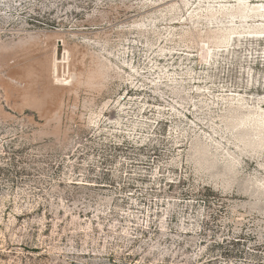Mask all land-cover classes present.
<instances>
[{"label":"rangeland","instance_id":"rangeland-1","mask_svg":"<svg viewBox=\"0 0 264 264\" xmlns=\"http://www.w3.org/2000/svg\"><path fill=\"white\" fill-rule=\"evenodd\" d=\"M214 1L0 0V264H264V151L221 118L264 110V34L203 60ZM53 45L74 79L40 111L10 77Z\"/></svg>","mask_w":264,"mask_h":264},{"label":"bare ground","instance_id":"bare-ground-1","mask_svg":"<svg viewBox=\"0 0 264 264\" xmlns=\"http://www.w3.org/2000/svg\"><path fill=\"white\" fill-rule=\"evenodd\" d=\"M215 1L217 2V0H215ZM222 1H225V0H222ZM216 2H215V4H216ZM233 2H235V4L231 5V6H227L226 4L225 5L221 4L219 6L210 5V6L203 8L204 9V15L206 16V14H207L209 23H211V24L216 23L218 25V28H216V30H214L212 34H207L205 36L202 35L201 29L197 30V36L203 42V45L202 46L200 45L201 51L203 52V55H201V56H203L202 59L204 58L205 61H207L208 63H211V59L214 58L213 56L215 55L216 50L217 51H227V50L229 51L230 46L233 45V42L236 39L235 35H244V33H245L246 35H248L247 37L252 36V37H257V39H258L260 36H262L264 34V26H263L264 23H259L256 26L253 23L252 24V25H254L253 27L249 26L250 24L245 25V23L251 21V19L249 20V18L264 17V0L263 1L262 0L261 1L260 0H253L252 1L253 4L249 3V0H235ZM212 4H213V2H212ZM193 5L194 4H191V2L186 3L187 9H191L193 7ZM199 7H201V6H199ZM200 9H199V11H200ZM196 12H197V9H196ZM218 14H222L224 18H231L230 20H231L232 24H230V25L223 24L220 26L219 22H221L222 20L218 16ZM193 17L194 16H192V18ZM237 17L239 19H241L242 22H245L244 26L240 25V26H242V29H240L237 25V23L239 21H235V18H237ZM258 21H264V20L258 19ZM188 34L189 33L187 31L184 32V36H186ZM237 39L238 40H235V41L242 40L240 38V36H238ZM63 43H64V41H63ZM56 46L57 45H53V48L51 49L50 53L46 54L45 57L38 59L39 70H37V72L32 73L29 71L28 67H25V68H23L24 73L21 76L10 77L11 79H13L15 84H18V85L24 84V87L26 85V82H24V81H26V78H28V77L30 79H33V78L37 79L39 77L40 80H42L44 82V84L46 85V88H45V93H44L45 97L43 100H40L41 99L40 97L35 98V97H30V96L26 97L25 96V99L27 100L26 101L27 104L29 103V105L35 107L36 109H38L40 111H41V109H43L45 107V101H47L49 98L55 99V96L57 95L58 90H60V88H62V87L70 85L74 79V74L70 72L69 67H68V69H66V66H65V62L68 61V58H69L68 56H66V54H69V51H66V53L61 58V60H59V57L57 55ZM62 65H63V71H61ZM132 69H134L133 66H132ZM100 72H101V74H104V71L103 72L100 71ZM180 89H182V88L179 85L171 84V90L175 94H178ZM232 100L233 101H230V103H228V105L225 108V112L221 116L222 122L224 123V128L231 132L232 138L238 142V145L241 148L243 147L242 150L252 152L255 154H258L261 152L263 153V151H264V140H262V141L261 140L256 141V140H257V138H259L261 136L264 137V110L263 111H257L256 109L247 108V106L244 103V100L241 98H232ZM178 118H179V116H178ZM239 126H242V127L246 126L247 128L238 130L237 127H239ZM193 131H194V129H193ZM213 146H214V144H213ZM192 147L194 149L195 154L200 155V156H201V153H203L204 151L207 153V150H208V147L198 140L193 142ZM203 157H204V159H206L205 156H203ZM218 157H219V155H218ZM220 158H221V156H220ZM203 162L205 163V164L203 163L204 164L203 168L204 167L208 168L212 164V162H208L206 160H204ZM228 164L229 165L227 167V170L229 172H231L233 167L235 168V164H236V159L234 157H232L231 155L229 156ZM254 186H259L264 191V182L255 181Z\"/></svg>","mask_w":264,"mask_h":264}]
</instances>
